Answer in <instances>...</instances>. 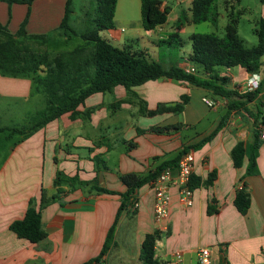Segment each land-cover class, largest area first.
I'll use <instances>...</instances> for the list:
<instances>
[{"label": "crops", "instance_id": "crops-1", "mask_svg": "<svg viewBox=\"0 0 264 264\" xmlns=\"http://www.w3.org/2000/svg\"><path fill=\"white\" fill-rule=\"evenodd\" d=\"M119 1L115 6L114 29L106 31V37L100 32L103 39L118 48L143 51L150 60L161 62L165 69L177 66L184 71L192 67L188 38L194 33L187 30L196 25L191 22L192 0H175L173 7L167 0H159L160 9L169 10L167 20L147 31L145 41L136 49L129 48L132 40L115 27ZM261 2V18L264 19V0ZM65 3L66 0H33L26 5L0 1V24L15 34L26 19L27 34L51 39L50 34L58 30L64 16ZM173 12L175 16L171 17ZM73 13L76 20L85 19L84 14H76L72 7ZM175 32L181 47L179 61L171 59L164 63L160 45ZM260 62L261 82L256 98L250 102L239 99L241 104L229 110L230 102L214 96L208 89L160 78L133 88L131 95L121 86L108 93L92 94L78 106L79 115L75 118L70 113L63 114L31 133H19L24 129L19 126L0 127L6 129L0 136L9 147V155L0 165V264H84L100 254L115 221L113 243L102 257V264L111 251L123 248L124 241L130 245L129 259L133 261L128 264H140L138 257L144 237L155 231L152 184L135 190L136 209L119 212L120 194L126 191L119 178L129 173L144 177L173 161L184 149L193 152L191 177L199 178L200 185L193 190L189 188L192 192L190 207L179 203L178 190L171 187L168 229L160 233L156 243V260L163 264L173 252H181L183 264H196L197 250L207 248L210 264H264V139L257 150V173L244 176L255 124L259 130H264L261 120L264 117L261 107L264 58L261 57ZM218 73L228 78L226 89L244 93L249 77L244 69L239 66L219 68ZM36 96L32 94L29 79L0 75V98L16 101L26 116L28 110L22 106L30 110ZM182 97L187 98V103L180 113L148 116L142 112L143 109L156 110L161 105H174ZM204 99L214 105L208 107ZM42 109L44 105L40 110L31 109L30 122L25 115L21 118L29 122L25 130L31 129L32 118ZM226 114L225 125L202 143ZM174 125L181 127L166 133L150 131L153 127ZM137 129L144 132L138 134ZM239 142L244 145L245 156L241 167L236 168L231 150ZM95 157L101 161L98 165L93 162ZM171 169L175 177V169ZM56 172L75 178L73 185L63 182L55 186ZM210 174L215 175L214 180L206 185L204 182ZM239 183L244 185L250 198L245 214H240L233 205ZM58 188L62 193L57 192ZM97 188L116 195L99 193ZM41 190L46 198L53 200L40 208ZM29 202L40 209L41 228L45 233V238L35 244L17 238L9 229L12 222L24 217Z\"/></svg>", "mask_w": 264, "mask_h": 264}, {"label": "trees", "instance_id": "trees-1", "mask_svg": "<svg viewBox=\"0 0 264 264\" xmlns=\"http://www.w3.org/2000/svg\"><path fill=\"white\" fill-rule=\"evenodd\" d=\"M9 3L30 5L33 0H0ZM72 0H66L64 16L58 27L60 36L66 39L78 37L82 40L70 50L52 53L45 50L49 38L45 35H29L25 31L26 19L20 25L15 34H11L5 26L0 24V75L11 78H27L31 81L32 94H42L44 109L39 111L32 118V127L29 130H20L22 134L31 133L44 125L59 118L63 114L70 113L72 118L78 116L77 108L84 100L95 93H108L115 87L121 86L131 95L132 90L148 81H155L160 78H169L177 81H185L188 84L208 89L214 96L227 99L230 104L228 110L241 104L239 99L253 101L259 88L254 92L239 94L234 90H228L225 85L228 78L219 76V68L241 67L248 74L256 73L261 66L260 59L264 54V19L260 18L255 22L254 34L257 37V44L247 48L237 33V18L231 14L227 15L228 23L224 27L222 36L214 33H194L189 36L191 53L189 61L194 67L193 74H186L177 66L163 68L161 62L150 60L143 51H131L128 48H118L110 44L100 36V32L114 29V12L117 0H94L95 7L90 18L91 23L82 33L77 31L70 24L72 14ZM142 28L151 31L157 26L163 25L169 14L168 8L160 9L159 0H139ZM216 0H192L190 13L191 22L199 24L210 22L217 24L218 12L215 9ZM179 29V26L178 28ZM179 37L175 32L166 39V44H171L173 39ZM178 43V41H177ZM197 73L201 78L197 77ZM187 98L182 97L179 103L169 106H158L156 110L142 112L148 116L163 113H180L183 111ZM264 110V102L261 103ZM227 114L220 120V124L210 137L202 143L211 139L225 125ZM264 124V123H263ZM262 124V125H263ZM180 125L153 127L154 133H166L172 129H178ZM0 128V132L5 131ZM14 132V130L11 129ZM138 134L144 130L137 129ZM260 130L258 125L254 130L253 143L250 146V156L247 159L244 176H251L257 173L256 157L257 150L261 144ZM133 146V144H130ZM191 149L182 150L177 158L159 166L156 170L144 177L136 174H124L120 181L126 187V191L120 194L122 205L120 211H130L136 201L135 190L145 184L152 183L160 172L165 168H175L179 158ZM245 149L242 142L236 143L231 150V159L236 168L241 167ZM95 165L100 159L95 157ZM215 175L210 174L205 180L210 185ZM75 178H68L61 172H56L55 186L63 182L73 185ZM88 184V183H87ZM200 185V179L192 176L189 182L191 190ZM99 193L116 195L114 192L101 188L96 189ZM62 193V189H57ZM53 198H46L45 192L41 190L39 207H44ZM233 205L240 214H245L250 205L249 194L242 189L236 190ZM117 219V217H116ZM116 222V221H115ZM115 222L109 229L100 254L84 264H102V257L110 249L115 233ZM17 238L24 239L30 243H38L45 238L41 228L40 209H36L32 202H29L24 217L14 221L9 226ZM160 232L155 230L147 234L140 247V264H159L155 258V246L160 239Z\"/></svg>", "mask_w": 264, "mask_h": 264}, {"label": "rangeland", "instance_id": "rangeland-1", "mask_svg": "<svg viewBox=\"0 0 264 264\" xmlns=\"http://www.w3.org/2000/svg\"><path fill=\"white\" fill-rule=\"evenodd\" d=\"M169 5L173 7L175 0H167ZM262 5L261 0H216L215 9L218 12V20L216 25L211 23L204 22L200 24L193 25L187 30L193 31V33H214L218 36H222L224 33V27L228 23L227 15L231 14L237 18V33L239 38L242 40L243 45L247 48L253 47L257 44V37L254 34V25L255 22L262 17ZM71 6L73 7L75 13H81L85 15L84 18L76 20L73 18L74 13L72 14L71 24L82 33L87 27L90 26L91 17L93 15L95 1L94 0H72ZM175 13L171 14V17H174ZM183 19V17H182ZM117 23L115 24L119 32L122 31V34L131 39L129 48L136 49L135 47L141 45V41H145L147 37V31H145L141 26V16H140V1L139 0H120L117 7L116 15ZM172 25V22H169V26ZM103 37H106V31H103ZM52 36L47 44L45 45V50L57 53L65 50H70L79 43H82V40L78 37H72L69 39L60 36L58 32L51 33ZM173 39L171 44L163 43L160 45V55L164 57V63L173 59L174 61H179L181 55V47L179 46V41ZM139 47V46H138ZM264 58V54L262 56ZM167 67V64L165 65ZM198 78H201L199 73L196 74ZM244 91V90H243ZM245 92V91H244ZM44 98L42 94H37L33 99V109L39 110L43 107ZM22 106V105H21ZM24 110H28L27 116L22 112L20 106L14 100L1 99L0 98V127H20L25 128L30 122L29 117L31 116L30 110L27 106H22ZM27 117L29 122L21 120V118ZM262 123H264V117H261ZM26 121V122H25ZM206 121L204 122V126ZM257 127V123L255 124ZM256 129V128H255ZM199 131H201L199 129ZM22 132V131H20ZM19 134V133H18ZM9 155V147L3 142L2 137L0 136V165L3 162L4 158ZM129 239V238H128ZM123 248L121 250H113L108 255L107 261L105 264H128L131 260L129 259L130 255V245L124 241L122 244ZM121 256H124L123 258ZM129 259V260H126ZM132 261V260H131ZM133 262V261H132Z\"/></svg>", "mask_w": 264, "mask_h": 264}, {"label": "built area", "instance_id": "built-area-1", "mask_svg": "<svg viewBox=\"0 0 264 264\" xmlns=\"http://www.w3.org/2000/svg\"><path fill=\"white\" fill-rule=\"evenodd\" d=\"M262 67V66H261ZM186 74H193L194 67H186ZM261 70L256 73L249 74L246 79L244 91H256L261 82ZM208 107L214 104L206 99L203 100ZM260 138L264 139V130H260ZM175 169V177L172 175L171 168L163 169L157 178L151 183L153 189V221L155 230L164 233L168 229V206L170 203V189L176 187L179 194V203L183 207H190L192 204V192L189 189L190 177L194 170V155L193 152L183 154ZM238 190L242 189V184H237ZM138 207L137 201L133 203V209ZM196 264H210V250L201 248L195 254ZM163 264H183V255L181 252H173Z\"/></svg>", "mask_w": 264, "mask_h": 264}]
</instances>
